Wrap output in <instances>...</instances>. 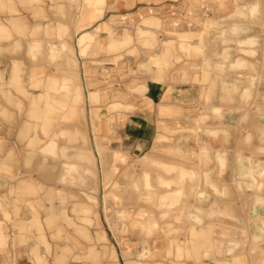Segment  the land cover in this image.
Segmentation results:
<instances>
[{"label":"rangeland","instance_id":"rangeland-1","mask_svg":"<svg viewBox=\"0 0 264 264\" xmlns=\"http://www.w3.org/2000/svg\"><path fill=\"white\" fill-rule=\"evenodd\" d=\"M119 1L0 0L1 259L264 264L256 234L243 257L211 240L177 145L160 137L152 150L135 149L121 133L114 114L132 108L118 103L142 93L134 85L152 66L167 71L176 49L162 42L175 35L114 18Z\"/></svg>","mask_w":264,"mask_h":264},{"label":"crops","instance_id":"crops-1","mask_svg":"<svg viewBox=\"0 0 264 264\" xmlns=\"http://www.w3.org/2000/svg\"><path fill=\"white\" fill-rule=\"evenodd\" d=\"M119 7L114 18L175 35L162 34V42L176 49L167 71L152 66L134 85L142 93L118 103L132 108L114 114L121 133L135 149L152 150L160 137L177 145L200 224L224 242L226 257L247 256L252 234L264 240V0H120Z\"/></svg>","mask_w":264,"mask_h":264}]
</instances>
